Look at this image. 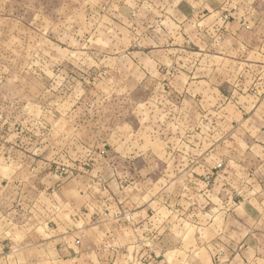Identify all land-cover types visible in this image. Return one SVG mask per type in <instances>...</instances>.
Instances as JSON below:
<instances>
[{"label": "rangeland", "instance_id": "rangeland-1", "mask_svg": "<svg viewBox=\"0 0 264 264\" xmlns=\"http://www.w3.org/2000/svg\"><path fill=\"white\" fill-rule=\"evenodd\" d=\"M242 7L264 13V0ZM165 16L179 18L170 0H0V251L23 241L38 264H212L205 227L232 204L196 197V218L179 196L221 162L208 156L239 73L192 42L180 51ZM138 210L152 220L132 225ZM63 242L70 260L45 261Z\"/></svg>", "mask_w": 264, "mask_h": 264}, {"label": "crops", "instance_id": "crops-1", "mask_svg": "<svg viewBox=\"0 0 264 264\" xmlns=\"http://www.w3.org/2000/svg\"><path fill=\"white\" fill-rule=\"evenodd\" d=\"M171 2L176 4L179 18L173 21L165 16L161 23L166 19L173 23L179 22V39L183 42V45L179 44L182 47L179 50H184V43L192 42L194 53H214L215 57L224 60L221 68L239 73L230 82L232 93L222 101L225 105L220 111L223 114L221 113L219 126H224L221 141L213 145L212 154L208 153V158L215 155L214 158L220 159L223 166L218 171L211 172L213 177L209 183L204 181L206 177H189L191 186L185 190L190 197H185V194L179 196V202L187 205L179 211L183 214L187 211L188 215L196 218L207 214L202 207L188 206L196 197H206L213 203L219 200L227 205L232 204L227 208L225 205L214 207L212 218L205 227L214 229L216 233L207 246L212 248V264H264V13L249 10L245 12L243 0L239 3L237 0H170ZM197 15L198 21L193 22ZM191 22L193 24L189 32L186 28ZM197 45L200 47H195ZM225 82L228 80L225 79ZM212 111L209 110L208 113ZM201 184L204 190H197ZM144 211L131 212L133 216L141 213L137 223L146 217L148 218L143 223L148 224L152 220L153 213L151 215V211ZM133 216L130 217L131 224L135 225ZM163 228L161 226L160 232ZM151 230L152 227L145 233V237L152 238L154 233ZM163 238L160 233L161 242ZM56 239L54 237L51 241ZM51 241L46 242L49 245ZM14 245V254L5 253L1 249L0 264H38L41 261L40 257L28 259L23 255L26 242L15 241ZM67 246L70 245L63 242L59 250L54 247L53 251H57L59 255L47 257L45 261L70 260L68 256L71 254L66 252ZM1 248H4V244ZM143 252L144 250L141 254ZM60 257L62 258L59 259Z\"/></svg>", "mask_w": 264, "mask_h": 264}, {"label": "built area", "instance_id": "built-area-1", "mask_svg": "<svg viewBox=\"0 0 264 264\" xmlns=\"http://www.w3.org/2000/svg\"><path fill=\"white\" fill-rule=\"evenodd\" d=\"M222 166H223V163H218L215 167H214V169H215V171H218L219 169H221L222 168ZM214 171V172H215ZM212 175V174H211ZM210 179H212V177H206L205 178V181L207 182V183H209L210 182Z\"/></svg>", "mask_w": 264, "mask_h": 264}]
</instances>
